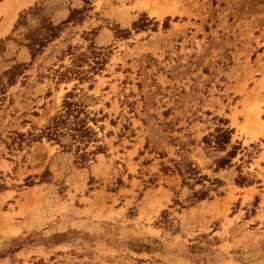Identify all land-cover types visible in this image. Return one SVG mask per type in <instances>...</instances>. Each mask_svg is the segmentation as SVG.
<instances>
[{
    "label": "rangeland",
    "instance_id": "rangeland-1",
    "mask_svg": "<svg viewBox=\"0 0 264 264\" xmlns=\"http://www.w3.org/2000/svg\"><path fill=\"white\" fill-rule=\"evenodd\" d=\"M11 1L0 0V26ZM39 1L17 10L0 41ZM90 1L85 22L23 76L0 77V264H264V0ZM13 58L30 63L28 50L8 43L0 74ZM72 61L88 79L58 83ZM69 92L81 107L68 123L88 124L99 140L85 168L74 148L11 141L42 129ZM219 127L233 130L240 150L215 172L226 152L202 139ZM181 153L221 181L208 199H192L165 170Z\"/></svg>",
    "mask_w": 264,
    "mask_h": 264
},
{
    "label": "trees",
    "instance_id": "trees-1",
    "mask_svg": "<svg viewBox=\"0 0 264 264\" xmlns=\"http://www.w3.org/2000/svg\"><path fill=\"white\" fill-rule=\"evenodd\" d=\"M59 0H40L35 3L32 7L20 13L17 21L15 22L13 29L4 40L0 41V58L7 51L8 43L16 45L18 48H25L29 51L30 63H20L13 58L14 64L9 70L4 71L0 74V77L8 76L9 80H16L15 78L24 75L27 68L41 56L45 49L58 40L62 33L69 26L81 25L89 17V13L92 11V3L90 0H80L82 3L81 7L67 6L63 7ZM63 8L67 11L64 18L55 19V14ZM147 20V19H146ZM151 22L147 20L146 27ZM123 32V31H119ZM126 36L128 33L123 32ZM124 36V37H125ZM68 50L67 52H69ZM70 56L71 54L68 53ZM98 63H96L97 65ZM76 61H72V67L64 68L62 72H56L58 75V83L70 82L77 80L80 84L86 81L88 77L86 72L82 69ZM95 67H91L93 70ZM99 70V68H98ZM94 71V70H93ZM95 74V73H94ZM0 78V82H1ZM76 96L69 92L66 94L65 99L62 103V109L60 112L55 114L49 119L47 124L42 129H33L26 134L14 133L15 137L11 139L12 144H15L18 148L23 145L29 146L33 142H41L45 139L48 142L57 144L62 150L66 152L72 151L74 148V165L78 168H85L89 161V154L86 148L89 144H95L99 142L96 133L88 124L70 125L67 121V117L73 111L74 108L81 107L79 102L73 100ZM1 103V99H0ZM93 123L95 124L96 121ZM221 125H227L224 120H218ZM36 131L39 133L36 134ZM233 130L229 128L219 127L214 131V134H210L208 137L202 139L203 143L212 147L215 152H226L224 156L218 158L215 163V172L224 170L231 165L232 159L236 157L237 151L240 150V145H231V137ZM180 147L185 145L180 143ZM230 148L227 151V148ZM96 152L102 153V146H95ZM181 148V151H184ZM189 153L188 150H185ZM179 160H171L172 168H165L167 171H171L180 178L181 185L187 187L191 191V198L200 202L209 198V192L215 191L216 188L221 184L218 179H209L207 176L202 175L200 169L190 159L186 158L182 153L178 156ZM49 173L48 168L45 169L43 174L39 177L40 182H43L47 174ZM208 183L211 189L205 186ZM196 186H201L202 189L195 191ZM7 190V186L2 178L0 172V192ZM160 222L161 225L171 227V223L168 221L166 214ZM2 254H0V259Z\"/></svg>",
    "mask_w": 264,
    "mask_h": 264
},
{
    "label": "bare ground",
    "instance_id": "bare-ground-1",
    "mask_svg": "<svg viewBox=\"0 0 264 264\" xmlns=\"http://www.w3.org/2000/svg\"><path fill=\"white\" fill-rule=\"evenodd\" d=\"M29 0L26 2V0H13L9 4L6 5L4 8L5 10V19L2 25L0 26V35L3 34L5 31H8L10 26L12 25V22L14 21V18L16 17L17 10L25 4H28Z\"/></svg>",
    "mask_w": 264,
    "mask_h": 264
}]
</instances>
